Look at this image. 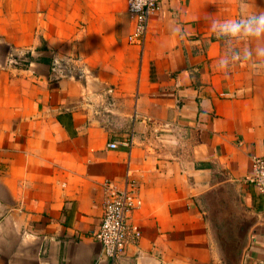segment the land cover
Here are the masks:
<instances>
[{
	"label": "crops",
	"instance_id": "1",
	"mask_svg": "<svg viewBox=\"0 0 264 264\" xmlns=\"http://www.w3.org/2000/svg\"><path fill=\"white\" fill-rule=\"evenodd\" d=\"M160 3L141 50L126 0H0V264H230L218 188L240 200L232 264H264L246 179L264 155V37L221 28L264 0ZM131 133V148L107 146ZM128 167L141 235L112 262L95 237L102 181Z\"/></svg>",
	"mask_w": 264,
	"mask_h": 264
},
{
	"label": "built area",
	"instance_id": "2",
	"mask_svg": "<svg viewBox=\"0 0 264 264\" xmlns=\"http://www.w3.org/2000/svg\"><path fill=\"white\" fill-rule=\"evenodd\" d=\"M160 9V0H126V10L132 24L127 36L130 44L143 49L150 18ZM20 59L19 55L10 53V62H17ZM54 66L60 67L59 60H55ZM59 72L63 73V69H59ZM118 143L131 148L133 134L122 140L108 141L107 146L115 148ZM246 179L262 195L264 201V155L252 157V172ZM102 188L103 214L95 237L100 242L105 256L114 262L124 252L130 236L139 238L141 235L140 228L131 222L130 216L134 209L140 207L142 199L139 196V181L129 167L120 183L112 179H104Z\"/></svg>",
	"mask_w": 264,
	"mask_h": 264
},
{
	"label": "rangeland",
	"instance_id": "3",
	"mask_svg": "<svg viewBox=\"0 0 264 264\" xmlns=\"http://www.w3.org/2000/svg\"><path fill=\"white\" fill-rule=\"evenodd\" d=\"M209 205L211 208L210 216L216 232L220 236L228 238L230 257L224 258V261L232 264L236 260L242 244L236 234V227L241 215L239 195L233 192L232 188H218L210 194L208 198Z\"/></svg>",
	"mask_w": 264,
	"mask_h": 264
},
{
	"label": "clouds",
	"instance_id": "4",
	"mask_svg": "<svg viewBox=\"0 0 264 264\" xmlns=\"http://www.w3.org/2000/svg\"><path fill=\"white\" fill-rule=\"evenodd\" d=\"M224 34L236 37L246 34L249 37H264V13L240 20H226L221 25Z\"/></svg>",
	"mask_w": 264,
	"mask_h": 264
}]
</instances>
